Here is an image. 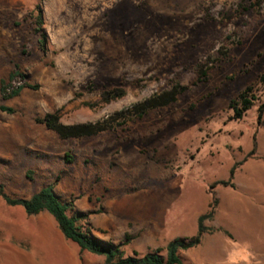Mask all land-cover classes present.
Masks as SVG:
<instances>
[{
  "label": "rangeland",
  "instance_id": "obj_1",
  "mask_svg": "<svg viewBox=\"0 0 264 264\" xmlns=\"http://www.w3.org/2000/svg\"><path fill=\"white\" fill-rule=\"evenodd\" d=\"M209 55L207 77L176 102L117 119L114 130L63 139L36 121H100L186 82ZM16 65L38 89L0 94L13 109L0 110L5 194L53 185L125 255L192 236L216 200L205 221L213 231L183 263L264 264V127L258 102L236 120L229 108L247 86L264 100V0H0V81ZM111 87L125 95L104 102ZM103 260L65 239L47 212L27 215L0 196V264Z\"/></svg>",
  "mask_w": 264,
  "mask_h": 264
},
{
  "label": "trees",
  "instance_id": "obj_2",
  "mask_svg": "<svg viewBox=\"0 0 264 264\" xmlns=\"http://www.w3.org/2000/svg\"><path fill=\"white\" fill-rule=\"evenodd\" d=\"M41 43L43 41H40ZM221 53V50L217 54ZM214 56L209 55L199 62L192 69V76L186 82L171 84V86L141 102H138L125 110L109 115L94 123L63 124L57 113H46L36 121L44 124L48 129L56 132L60 138H80L94 136L107 130H114L112 123L117 119H125L126 115L142 117L148 110L166 107L176 102L180 93L188 89L192 84L204 79L208 75L207 66ZM258 82L264 94V75L258 77ZM24 89H38V84L31 83L27 75L16 65L8 74V77L0 81V94L3 99H11L18 96ZM257 91L253 86L245 87L236 98L229 103L232 110V119H240L256 102L257 123L264 127V100L260 101ZM125 95L122 87H111L102 93L104 102L116 100ZM0 110L12 113L13 109L0 105ZM235 171V165L230 169V178ZM219 184L228 185L229 181H219ZM217 183V184H218ZM213 186V184H212ZM0 196L7 205L23 207L27 215H37L47 212L57 224L59 230L72 243H75L80 251L103 256L102 264H184L181 253L198 246L205 234L211 233L212 228L205 225V221L213 219L216 200L209 205L206 213L200 215L197 220L195 234L190 237L175 238L169 241L163 248L139 255L133 252L132 255H125L120 245L105 242L94 236L88 228L80 222L85 214L73 213L74 204L72 201H63L54 192L53 185L41 188L29 198H12L5 194L3 186L0 185Z\"/></svg>",
  "mask_w": 264,
  "mask_h": 264
}]
</instances>
